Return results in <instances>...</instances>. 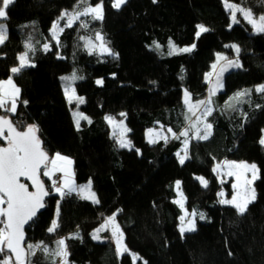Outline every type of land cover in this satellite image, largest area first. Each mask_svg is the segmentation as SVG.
I'll return each instance as SVG.
<instances>
[{"label":"trees","instance_id":"obj_1","mask_svg":"<svg viewBox=\"0 0 264 264\" xmlns=\"http://www.w3.org/2000/svg\"><path fill=\"white\" fill-rule=\"evenodd\" d=\"M77 3L15 0L3 21L8 39L0 45V79L12 75L10 69L17 65L26 42L35 51L29 53L34 67L14 77L27 106L20 105L14 116L0 113L20 121L21 127L37 124L49 155L59 152L70 157L76 182L91 178L100 201L96 204L74 193L61 199L52 191L46 207L26 226V242L44 241L55 249L57 239L75 235L66 239L70 264H133L132 254L138 257L134 264H264V145L260 143L264 93L253 89L264 83V34L255 33L239 14L241 22L229 27L230 15L222 0H127L120 9L111 6L112 0H104L103 20L90 16L76 20L60 33L57 45L49 30L63 9L72 11ZM243 6L264 13V0H244ZM81 22L88 27H80ZM199 24L209 31L197 38ZM96 32L117 55H89L80 37L94 39ZM49 40L50 50L45 51L43 44ZM169 40L178 47H196L170 56ZM153 41L162 47L156 49ZM231 42L241 49L242 67L223 73V89L216 93L213 113L207 117L213 124L212 135L207 140L192 139L190 158L181 164L176 153L184 137L177 140L170 135L167 143L151 144L145 140V131L161 125L179 133L188 127L183 91L187 89L193 101L207 98L210 83L205 74L212 70L216 54L237 59L235 51L225 47ZM73 70L84 77L75 82L77 94L85 99L78 110L92 121L82 120L79 129L71 113L77 109L76 102L68 103L60 79ZM97 79L103 84L98 85ZM245 89H252L251 95L234 98ZM121 112L127 114L131 150L119 147L104 119L106 115L119 117ZM224 158L254 162L260 168L261 178L254 182L256 199L244 215L217 200L220 185L212 169ZM197 175L209 181L207 188ZM42 178L50 188L48 178ZM177 180L187 198L186 208L207 217L196 220V231L183 237L178 230L181 210L172 202ZM57 201L60 226L48 233ZM113 213L129 249L120 256L108 231L100 233L101 240L91 237L105 216ZM57 258L39 251L31 257L34 264H52L53 260L58 264Z\"/></svg>","mask_w":264,"mask_h":264},{"label":"snow or ice","instance_id":"obj_2","mask_svg":"<svg viewBox=\"0 0 264 264\" xmlns=\"http://www.w3.org/2000/svg\"><path fill=\"white\" fill-rule=\"evenodd\" d=\"M15 0H0V21L8 19V10L13 5ZM157 0H153L156 3ZM127 0H112L111 6L115 9H120ZM226 11L229 12L231 23L239 24L240 17L251 25L252 30L258 34H264V13L256 14L251 8L243 6L244 0L239 2H230V0H223ZM80 5H84L80 9ZM90 16L92 20H103L104 18V0H98L97 3L90 4L88 0H78L77 5L73 10L63 11L60 17L53 22L50 33L51 38L56 41L57 45L60 44L59 32H63L65 28L72 27L76 20L80 17ZM66 22L61 27L60 22ZM80 27L87 28L88 25L81 22ZM197 31L195 36L200 37L202 33L209 31V29L202 24L196 26ZM8 39L7 25L0 22V45H3ZM81 40L86 41L84 47L88 50L89 55L94 52L99 55H117L108 47L104 36L100 32L95 33L94 39L92 37L81 36ZM99 41V43H95ZM156 49L162 46L153 41ZM25 51L21 52L17 59L18 65L10 69L12 75L7 79H0V110L5 113H11L13 116L17 113L20 105L27 106L28 101L22 99L21 88L15 82L14 77L21 74L22 71L28 67H34L29 57L30 52H34L35 48L31 42H26ZM196 47L195 44L187 47H178L175 43L169 40L168 55H178L180 53L191 52ZM226 48H231L237 54V59H230L228 56L217 53L216 62L211 65L213 71L205 74V80L211 83V78L215 74L216 81L214 87L209 90V96L205 100L193 101L192 94L185 89L183 103L187 108L185 113V120L188 122V127L184 128L179 133L174 132L171 128L167 129L171 133L172 139L179 140L181 137L185 139L182 141L183 148L176 153L179 157V162L184 164L186 159H189L188 149L190 141L207 140L212 135L213 124L207 121V117L213 113L212 96L216 91L223 87L221 77L224 72L229 68H241L239 62V53L241 51L239 45H225ZM45 51L50 50V45L45 43L43 45ZM62 58V57H61ZM221 61L226 63L220 64ZM219 71L217 72V66ZM62 81L63 92L66 100L71 105L76 102L77 111L73 112V117L77 129L80 127V121L86 120L91 123V119L83 112L78 111L79 105L85 103V99L79 96L76 91L75 82L82 80L84 77L78 76L76 71L69 75L60 77ZM98 85L103 84L102 79L96 81ZM252 89H245L235 94L236 99L243 96L251 95ZM258 93H264V84L258 85L255 88ZM230 106V105H229ZM259 107V105L257 106ZM190 113V115H189ZM199 113V114H198ZM119 117L126 118L127 114L121 112ZM195 117V119H193ZM105 121L112 129V136L116 139L117 144L121 148L132 149V142L127 139V133L130 129L124 123V119H117L116 116L106 115ZM163 127V126H161ZM40 128L37 124H27L21 127L20 121H13L8 115L0 114V264H34L31 257L37 255V252H42L46 256H54L60 258V264H70L68 257L70 252L66 239L75 238L70 236L67 238H59L55 241V249H50L44 241L36 243L26 242L24 226L30 221H34L38 212L46 207L45 197L55 193L59 194L61 199L72 193H77L82 199L91 200L93 203L99 204L96 193L92 190V180L89 178L86 184L78 185L75 179V172L73 171L74 161L59 152L49 155L47 150L43 147V141L39 135ZM192 132V136L189 133ZM148 142L155 144L159 140L168 142L169 137L162 132L155 129H148L146 132ZM260 143L264 145V138H261ZM139 153V149H136ZM183 153V155H181ZM217 177L228 176L234 177L235 182L232 184L233 192L231 198H225L226 193L223 189L217 193L220 197L219 203L231 205L235 208L237 214L244 215L248 210V205L256 199L255 188L253 184L256 180L260 179V168L255 163L247 161L223 160L218 162L212 169ZM41 176L47 177L51 181V187L45 186V182ZM56 177V179H53ZM21 178L29 183L22 182ZM197 180L205 188L208 187L209 181L204 177H197ZM223 185L225 181L220 179ZM33 190H29V189ZM175 190L177 198L172 202L176 204L181 210V215L178 216V230L181 237L186 232L196 231L195 218L198 216L200 220L205 219V214L193 209L191 212L186 208V197L181 190V182L179 180L175 183ZM120 211V210H117ZM117 213L104 218L98 228L94 230L93 239H98V234L102 231L110 230L111 238L114 239L116 244V253L118 256L129 252V249L124 244V233L120 225L116 221ZM56 217L51 221L47 229L48 233H55L59 228V201H57ZM78 235V234H76ZM133 259H136L133 256ZM52 264H56L53 260ZM144 264H147L145 261Z\"/></svg>","mask_w":264,"mask_h":264},{"label":"rangeland","instance_id":"obj_3","mask_svg":"<svg viewBox=\"0 0 264 264\" xmlns=\"http://www.w3.org/2000/svg\"><path fill=\"white\" fill-rule=\"evenodd\" d=\"M222 2H223V0H222ZM230 2H232V1H230ZM94 5V4H93ZM223 5H224V3H223ZM65 10H67V9H63L62 11H61V13L63 12V11H65ZM69 12H71V10H68ZM60 13V14H61ZM60 14H59V16L54 20V21H56L59 17H60ZM83 18V16L82 17H80V19L79 20H81ZM0 22H3V21H0ZM64 22V23H63ZM65 22H66V18H65V20H62L61 22H60V25H61V27L62 26H64V24H65ZM4 23V22H3ZM230 23H231V20H230ZM229 23V24H230ZM51 29V28H50ZM60 33L61 32H59L58 33V36H60ZM49 35H50V38H51V33H50V30H49ZM51 40L53 41V42H56L55 40H53L52 38H51ZM51 40H49V41H47L46 43H48L49 45H50V41ZM95 43H99V41H95ZM232 44H236V43H234V42H231V44L230 45H232ZM44 45V44H43ZM192 44H189V45H183V46H180L181 48H183V47H187V46H191ZM237 45V44H236ZM24 52V51H23ZM223 54V53H222ZM225 55V54H224ZM216 62V61H215ZM214 62V63H215ZM225 62V61H224ZM17 65H18V63H17ZM17 65H15V66H17ZM219 64H218V66H217V69H216V71L218 72L219 71ZM14 67V66H13ZM211 71H213V70H211ZM214 76V75H213ZM223 76V75H222ZM98 80V79H97ZM96 80V81H97ZM215 81H216V76L213 78V81L209 84V90L212 88V87H214V85H215ZM221 81H222V77H221ZM223 83V82H222ZM261 84H264V83H261ZM261 84H256L254 87H253V89H254V91H255V88H256V86H258V85H261ZM223 89V87L222 88H220V89H218L217 91H216V93L219 91V90H222ZM209 90H208V95H207V98H208V96H209ZM215 97H216V94L214 95V96H212V105H211V107H213L214 106V102H215ZM207 98H205V99H207ZM204 99V100H205ZM74 111H77V109H73L72 111H71V113H72V118H73V122H74V125H75V127H76V123H75V120H74V117H73V112ZM78 111H80V110H78ZM81 112V111H80ZM199 114V113H198ZM86 115V114H85ZM87 116V115H86ZM117 119H124V118H122V117H117ZM194 119H195V117H194ZM82 121V120H81ZM80 121V122H81ZM124 123H125V125L127 126V124H126V122H125V119H124ZM109 125V124H108ZM111 128V127H110ZM127 128H128V126H127ZM152 129H155L156 131H158V132H162L164 135H167L168 137L171 135V133H168L167 132V129H164L163 127H161V125H159V126H157V127H151ZM129 129V128H128ZM148 129H150V128H148ZM148 129H146V131H145V140L148 142V138H147V136H146V132H147V130ZM112 130V129H111ZM261 138H264V127H263V129H262V135H261ZM127 139H129L128 138V133H127ZM261 140V139H260ZM183 148V147H182ZM56 153V152H55ZM54 154V153H53ZM63 155V154H62ZM181 155H183V153H181ZM178 157V156H177ZM178 159H179V157H178ZM225 159H227V160H234V159H228V158H224V159H222V160H219V161H216L215 162V164H214V166L218 163V162H220V161H223V160H225ZM235 161H246V160H235ZM247 162H249V161H247ZM249 163H254V162H249ZM213 166V167H214ZM73 167V166H72ZM216 175V174H215ZM200 176H202V175H197L196 176V178L197 177H200ZM203 177V176H202ZM216 177H217V175H216ZM47 178V177H46ZM220 179H223L224 181H225V183L222 185L221 183H220ZM217 180H218V182H219V185H220V187H219V189H218V191H217V193L219 192V191H221V189H223L224 191H225V193H226V197L225 198H231V194H232V192H233V189H232V184L235 182V178L234 177H228V176H222V177H217ZM199 181V180H198ZM77 183V182H76ZM87 183V181L86 182H83V183H77L78 185H80V184H86ZM176 183V182H175ZM253 187H254V184H253ZM92 190H93V188H92ZM174 190H175V185H174ZM94 191V190H93ZM53 193L54 194H57V193H55V191L53 190ZM74 194H76V195H78L77 193H75L74 192ZM175 194H176V197H175V199L177 198V193H176V190H175ZM59 195V194H58ZM79 196V195H78ZM219 199H220V197H218L217 196V200L219 201ZM189 211V210H188ZM198 212H201V211H199V210H197ZM189 212H191V211H189ZM203 213V212H202ZM110 215H112V214H110ZM110 215H107V216H110ZM107 216H105V218L107 217ZM56 218V217H55ZM54 219V218H53ZM207 219V217H206V215H205V219L204 220H201V221H205ZM196 220H200L199 219V217L197 216L196 218H195V222H196ZM102 223H104V219L102 220V222L96 227V228H98ZM95 228V229H96ZM94 229V230H95ZM94 230L91 232V235H94ZM106 231H108V233H109V235H110V239H111V241H112V243H113V245H114V247H115V250H116V244H115V241H114V239H112L111 238V232H110V230H106ZM103 232V231H102ZM101 233V232H100ZM100 233L98 234V239H96V240H100L101 239V237H100ZM133 256H135L136 257V259L138 258L137 257V255H135V254H132V259H133ZM136 259H133V264L135 263V261H136ZM57 261H58V264H60V258L58 257L57 258Z\"/></svg>","mask_w":264,"mask_h":264},{"label":"water","instance_id":"obj_4","mask_svg":"<svg viewBox=\"0 0 264 264\" xmlns=\"http://www.w3.org/2000/svg\"><path fill=\"white\" fill-rule=\"evenodd\" d=\"M0 114H1V113H0ZM2 143H3V142L0 141V144H2ZM41 179L43 180L42 176H41ZM21 180H22V182H25V183H29V184H30V182H29V181H25L24 178H21ZM29 190L31 191V190H33V189L30 188ZM46 198H47V197H45V200H46ZM41 210H42V209H41ZM41 210H40V211H41ZM40 211L38 212V214L40 213ZM38 214H37V215H38ZM30 222H31V221H30ZM30 222H29V223H30ZM29 223H28V224H29ZM28 224H26V225L24 226V230H25V228H26V226H27ZM25 237H26V233H25Z\"/></svg>","mask_w":264,"mask_h":264},{"label":"crops","instance_id":"obj_5","mask_svg":"<svg viewBox=\"0 0 264 264\" xmlns=\"http://www.w3.org/2000/svg\"><path fill=\"white\" fill-rule=\"evenodd\" d=\"M221 62H222V61H221ZM183 97H184V91H183ZM89 201H91V200H89ZM91 202H92V201H91ZM91 237L93 238V235H91ZM101 239H102V238H101ZM101 239H100V240H101ZM94 240H96V239H94Z\"/></svg>","mask_w":264,"mask_h":264},{"label":"built area","instance_id":"obj_6","mask_svg":"<svg viewBox=\"0 0 264 264\" xmlns=\"http://www.w3.org/2000/svg\"><path fill=\"white\" fill-rule=\"evenodd\" d=\"M53 179H56V177H53ZM51 182V181H50Z\"/></svg>","mask_w":264,"mask_h":264}]
</instances>
